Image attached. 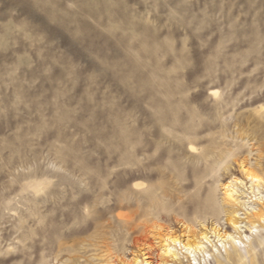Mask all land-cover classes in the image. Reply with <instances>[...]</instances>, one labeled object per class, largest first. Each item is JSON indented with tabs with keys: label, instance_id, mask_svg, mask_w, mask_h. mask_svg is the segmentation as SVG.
<instances>
[{
	"label": "rangeland",
	"instance_id": "obj_1",
	"mask_svg": "<svg viewBox=\"0 0 264 264\" xmlns=\"http://www.w3.org/2000/svg\"><path fill=\"white\" fill-rule=\"evenodd\" d=\"M258 211L264 0H0V264H264Z\"/></svg>",
	"mask_w": 264,
	"mask_h": 264
},
{
	"label": "bare ground",
	"instance_id": "obj_2",
	"mask_svg": "<svg viewBox=\"0 0 264 264\" xmlns=\"http://www.w3.org/2000/svg\"><path fill=\"white\" fill-rule=\"evenodd\" d=\"M254 182H260V179L259 178H257V177H252L251 178ZM229 196V195H228ZM229 198H230V196H229ZM252 217L253 218H257V219H260V220H264V212L263 211H258L256 214H254V215H252ZM59 218V216H56V218L55 219H58ZM65 218H66V222H69V220L71 219V216H70V212H67L66 214H65ZM229 222L234 226V228H235V230H236V232H239L240 230H241V228H242V226H240V225H238L239 224V222H238V220H236L235 219V217L234 218H229ZM104 227H102V226H84V227H82V228H79V229H74V228H72V227H69V228H67L66 230H63L62 232L64 233V235L66 236V237H71V236H73V235H76V234H86V233H88L90 230H92L93 229V232H95V233H99V234H101V232H102V230L101 229H103ZM248 228H250V227H248ZM250 229H252V228H250ZM220 236V235H219ZM222 236H223V238L225 237V239H226V237H229V235L226 233V232H223L222 233V235L220 236V238H222ZM205 239H206V237H205ZM173 241H175V240H173ZM253 244H251L250 246H252ZM258 245H262V243L260 242ZM184 247H189V248H194L195 250H201V249H204V247H203V245L200 243V242H187L185 245H184ZM233 249H234V251H238L237 250V248L235 247V246H233ZM165 253L166 254H169L170 253V251L169 250H167V251H165ZM204 253H207V251L206 250H204ZM238 253V252H237ZM207 255H208V253H207ZM173 257H175L176 255L175 254H173L172 255ZM228 257H229V254H228ZM216 258V257H215ZM238 258H242L240 255H239V257ZM216 260H217V264H222V262H220L219 261V259L218 258H216Z\"/></svg>",
	"mask_w": 264,
	"mask_h": 264
}]
</instances>
